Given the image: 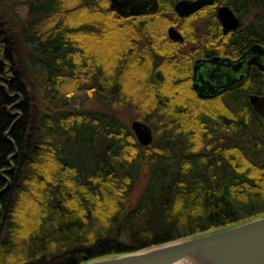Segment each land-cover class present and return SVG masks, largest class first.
<instances>
[{"label": "trees", "instance_id": "1", "mask_svg": "<svg viewBox=\"0 0 264 264\" xmlns=\"http://www.w3.org/2000/svg\"><path fill=\"white\" fill-rule=\"evenodd\" d=\"M27 1L21 15L0 0V167L16 151L0 264H81L264 214V114L249 99L264 70L214 96L192 83L197 56L264 43V0H220L250 17L225 35L214 5L197 28L204 9L180 22L176 0L135 14L111 0ZM86 90L133 105L154 141L115 110L71 106Z\"/></svg>", "mask_w": 264, "mask_h": 264}, {"label": "water", "instance_id": "2", "mask_svg": "<svg viewBox=\"0 0 264 264\" xmlns=\"http://www.w3.org/2000/svg\"><path fill=\"white\" fill-rule=\"evenodd\" d=\"M214 1L178 0L175 9L185 16ZM159 5V0H111L110 4L124 14L155 10ZM218 11L226 30L236 28L240 24V17L230 5H221ZM169 35L172 39L184 40V34L175 25L169 27ZM246 52L264 54V44L253 42ZM205 62L233 66L240 73L233 78L228 77L223 82H212L211 78H206L203 72L199 71ZM244 64L243 59H232L229 56L200 57L194 65L193 85L200 94L211 95L223 87L241 84L245 75ZM249 98L251 103L264 114V93L252 92ZM131 126L142 144L148 145L154 141V128L147 120L135 118ZM7 136L9 137V130ZM14 155L15 152L8 157L11 165L0 169V175L7 179L9 177L5 171L13 168ZM1 157L0 149V159ZM9 184L8 179L7 184L0 187V194ZM1 210L0 203V212ZM81 264H264V214L137 250L87 259Z\"/></svg>", "mask_w": 264, "mask_h": 264}, {"label": "flooded vegetation", "instance_id": "3", "mask_svg": "<svg viewBox=\"0 0 264 264\" xmlns=\"http://www.w3.org/2000/svg\"><path fill=\"white\" fill-rule=\"evenodd\" d=\"M178 0L175 1V3L177 2ZM175 3H174V8H175ZM224 4H228L230 5L236 12V14L240 17V24L236 27V28H229V29H225V26H224V23L221 19V16L219 14V7L221 5H224ZM208 5H214L216 6V10H217V14H218V17L220 19V23H221V30H222V35H225V34H230L232 32H234L235 30H237L244 22V19L243 17L241 16V14L237 11V9L230 3L228 2H222L220 0H215L213 3H207L206 5L202 6L201 8H199L198 10L188 14V15H181L176 9L175 11L178 13L179 15V21L181 22L185 17L187 16H191L197 12H199L200 10H203V12H200L199 15H198V18H194L193 20L195 21L196 25L198 26L197 28H200V27H204L205 24L207 23V19H209L208 15H207V9L205 7H207ZM141 13V12H140ZM135 14V13H134ZM204 14V15H203ZM200 17L203 18V21L201 24H199L197 22V19H199ZM172 25H175L177 28H179L181 31L182 29L179 27V24L178 23H174ZM171 26V25H170ZM169 26V27H170ZM182 33L184 34V40H180L181 42H185V39H186V36H185V33L182 31ZM176 40V39H175ZM189 42V41H187ZM192 42V41H191ZM193 43V42H192ZM192 47V46H190ZM249 47V46H248ZM247 47V48H248ZM247 48H245L241 53H239L237 56H234L230 53H214V54H202L200 56H197L196 60H195V63L197 61L198 58L202 57V58H209V57H212L214 55H222V56H229L231 57L232 59H243V61L245 62L244 64V67H245V75H244V81L247 79V77L251 74V72L254 70V69H261V70H264V54H258V53H249V52H246ZM187 50V49H186ZM194 63V65H195ZM199 71H202L204 76L206 78H211L212 82H223L225 80H227V78H233L235 75H238L240 72L238 70H236L233 66H227V65H224V64H220L218 65L217 63L214 64V63H211V62H205L201 68L199 69ZM192 83H194V69H193V75H192ZM235 86H239L238 85H234V86H228V87H223L221 88L218 92H216L215 94H211V96H214V95H217L218 93L222 92L223 90L225 89H228V88H232V87H235ZM199 92V91H198ZM200 93V92H199ZM8 161L9 163L11 164V161L9 160L8 158ZM6 166H9L7 164L3 165L1 168L3 167H6ZM0 177L2 178L3 176L0 175ZM4 178V177H3Z\"/></svg>", "mask_w": 264, "mask_h": 264}, {"label": "rangeland", "instance_id": "4", "mask_svg": "<svg viewBox=\"0 0 264 264\" xmlns=\"http://www.w3.org/2000/svg\"><path fill=\"white\" fill-rule=\"evenodd\" d=\"M14 2L11 3L14 4V6L17 8L19 13L21 15H26L28 11V1L27 0H13ZM244 19V18H243ZM250 17H246L244 22H248ZM203 21V18L200 17L197 19V22L201 24ZM193 43L191 41L184 42L180 47L183 50H188L190 46H192ZM69 98L71 106H80V107H89V108H99V109H105V110H115L118 112L119 116L124 119L131 127V123L135 118H139L140 113L132 107L131 104H124L122 106H116L111 103H106L103 100H100L97 98L95 94L89 91H82L80 93L71 94ZM133 130V129H132ZM135 133V132H134ZM136 135V134H135ZM137 138V136H136ZM162 139V136L158 135L156 133V142L158 143ZM138 140V138H137ZM139 141V140H138ZM140 142V141H139ZM147 183L146 177H142L137 182L136 187L132 191L131 197L132 201H135V199L140 195V193L143 191L145 185ZM1 187V186H0Z\"/></svg>", "mask_w": 264, "mask_h": 264}, {"label": "bare ground", "instance_id": "5", "mask_svg": "<svg viewBox=\"0 0 264 264\" xmlns=\"http://www.w3.org/2000/svg\"><path fill=\"white\" fill-rule=\"evenodd\" d=\"M261 43H262V42H261ZM263 44H264V43H263ZM248 48H249V47H248ZM248 48H247V49H248ZM251 93H252V92H251ZM249 96H250V94H249ZM249 99H250V98H249ZM140 143H141V142H140ZM14 152H15V154H16V151H14ZM12 153H13V152H12ZM12 153H11V154H12ZM9 155H10V154H9ZM1 158H2V157H1ZM0 160H1V159H0ZM0 169H2V168L0 167ZM11 170H12V169H11ZM11 170H10V171H11ZM10 171H5V174L9 177L8 179H9L10 182H11V178H10V175H9V172H10ZM4 178H5V177H4ZM5 179H6V183H5L4 185H6L7 182H8L7 177H6ZM4 185H2V186H4ZM2 186H1V187H2ZM8 187H9V186H8ZM211 229H212V228H211ZM179 238H180V237H179ZM175 239H178V238H175ZM171 240H173V239H171ZM167 241H169V240H167ZM150 246H151V245H150ZM143 248H144V247H143Z\"/></svg>", "mask_w": 264, "mask_h": 264}]
</instances>
